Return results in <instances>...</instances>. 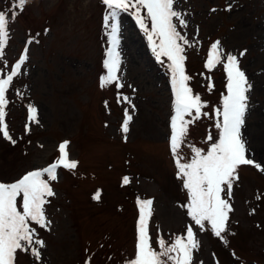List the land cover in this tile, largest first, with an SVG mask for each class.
<instances>
[{"label":"rangeland","instance_id":"374dc122","mask_svg":"<svg viewBox=\"0 0 264 264\" xmlns=\"http://www.w3.org/2000/svg\"><path fill=\"white\" fill-rule=\"evenodd\" d=\"M17 3L0 0V11L16 13L4 60L12 65L28 48L21 74L6 92L5 122L17 143L0 133V182H15L50 165L59 158L63 141L70 142L69 159L78 166L59 168L57 181L50 184L55 195L44 205L50 225L31 223L45 242L41 260L18 250L15 264H85L89 257L91 264H125L135 256L137 201L144 199L153 201L149 234L155 250L158 233L166 242L186 236V227L194 222L187 215L189 196L170 151L171 75L134 17L120 14L118 75L123 87L113 83L102 88L111 47L104 25L109 10L102 0H27L22 10ZM229 3L232 10L226 11ZM174 8L187 21L181 28L174 18L177 30L192 43L184 46L185 70L192 77L188 84L193 94L208 104L202 112L222 107L221 93L226 94L223 64L205 68L211 44L219 40L223 53L238 56L253 85L241 132L264 167V0H176ZM207 77L215 85L211 91ZM118 93L135 108L118 104ZM30 104L38 109L39 123L30 124L25 134ZM125 109L132 116L127 133L121 130ZM214 122V116H202L189 125L181 156L190 161L193 147L204 152L211 147L206 137L211 133L217 138ZM238 176L229 201L228 243L206 225L207 231L197 233L201 246L193 264H264V172L243 165ZM97 191L99 200L93 198Z\"/></svg>","mask_w":264,"mask_h":264},{"label":"snow or ice","instance_id":"6c2138e0","mask_svg":"<svg viewBox=\"0 0 264 264\" xmlns=\"http://www.w3.org/2000/svg\"><path fill=\"white\" fill-rule=\"evenodd\" d=\"M102 2L109 10L104 17V25L109 30L111 47L104 61L107 74L101 77L100 86L103 88L115 83L118 89L123 87L118 75L121 66V53L118 50L122 28L121 13H128L134 17L136 24L146 35L157 61L166 63L170 71L174 94V114L170 118V151L178 173L183 179V187L189 196L187 215L194 222L186 227V236H176L172 242H166L158 233L156 244L159 250H155L149 234L153 201L138 200L139 218L135 256L125 264H193L194 252L201 246L197 233L207 231L206 225L210 226L215 237L225 244L228 243L227 222L229 213L233 210L229 201L233 193V184L239 178V167L252 165L264 172V167L256 162L250 149L247 148V141L241 132L245 125L249 94L253 85L249 82L245 71L240 68L238 56L223 53L221 42L216 40L210 46L205 68L212 70L217 65L223 64L226 73V94L221 93L222 107L214 108L212 113L202 112L208 104L202 102L200 94H193V89L188 84L192 77L186 74L184 46L191 47L192 43L177 30V23H174L175 18L181 28L187 27L183 14L174 8L176 0H102ZM26 3L27 0H18L17 8L22 10ZM225 10H232L231 3ZM10 19L15 20L16 13L0 11V62L3 65L0 66V133L15 145L17 140L12 137L5 122V109L9 104L6 92L12 85L14 77L21 74L22 66L28 60V48L25 47L18 60L12 65H8L4 60L5 46L10 39ZM32 42V39L28 41V43ZM245 52L246 50L240 52L239 56L243 57ZM207 79L209 81L207 87L211 91L215 85L211 82V77ZM116 100L118 104L131 105L130 98L120 93L117 94ZM131 107L135 108L134 105ZM202 116L210 119L214 116L217 138L214 139L209 133L206 140L212 142L211 147L206 152L199 147H193L191 151L194 155L189 161L188 158L181 156L180 150L182 145L188 142L189 125ZM131 120L132 116L125 109L124 121L121 125L124 133L129 131ZM32 123H39L38 109L30 104L25 134L30 133ZM69 143L63 141L59 144V158L50 165L28 171L15 182H0V264H15L18 250L30 251L37 262L41 260L40 249L45 247V242L38 238L36 228L32 227L31 223L34 222L41 228L51 223L46 219L44 208L48 203L47 198L55 195L50 184L57 181L59 168L74 170L78 166L77 161L69 159L67 150ZM123 183H129L127 177L123 179ZM93 198L99 200L100 192L97 191ZM257 199L260 197L257 196ZM85 264H91V257L85 261Z\"/></svg>","mask_w":264,"mask_h":264}]
</instances>
